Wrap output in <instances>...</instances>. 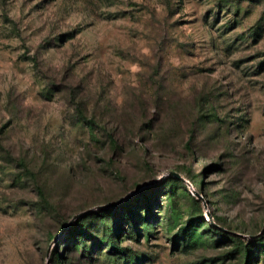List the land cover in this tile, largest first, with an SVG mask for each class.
<instances>
[{
	"label": "rangeland",
	"instance_id": "1",
	"mask_svg": "<svg viewBox=\"0 0 264 264\" xmlns=\"http://www.w3.org/2000/svg\"><path fill=\"white\" fill-rule=\"evenodd\" d=\"M0 264H264V0H0Z\"/></svg>",
	"mask_w": 264,
	"mask_h": 264
},
{
	"label": "water",
	"instance_id": "2",
	"mask_svg": "<svg viewBox=\"0 0 264 264\" xmlns=\"http://www.w3.org/2000/svg\"><path fill=\"white\" fill-rule=\"evenodd\" d=\"M172 173L176 174V175L179 176V177H182L178 172L172 171ZM182 178H183V177H182ZM193 188H194V187H193ZM194 190H195V188L193 189V191H194ZM87 211H88V210L81 211L80 213H77L76 215H74V216L70 219V221H69V223H68L67 225H70V224H71L76 218H78L79 216L85 214Z\"/></svg>",
	"mask_w": 264,
	"mask_h": 264
}]
</instances>
